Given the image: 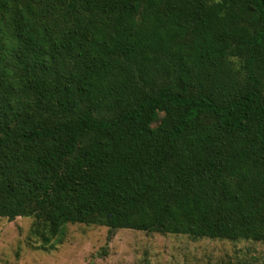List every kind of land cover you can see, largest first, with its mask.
Returning <instances> with one entry per match:
<instances>
[{
    "label": "trees",
    "instance_id": "obj_1",
    "mask_svg": "<svg viewBox=\"0 0 264 264\" xmlns=\"http://www.w3.org/2000/svg\"><path fill=\"white\" fill-rule=\"evenodd\" d=\"M264 243V0H0V218Z\"/></svg>",
    "mask_w": 264,
    "mask_h": 264
},
{
    "label": "rangeland",
    "instance_id": "obj_2",
    "mask_svg": "<svg viewBox=\"0 0 264 264\" xmlns=\"http://www.w3.org/2000/svg\"><path fill=\"white\" fill-rule=\"evenodd\" d=\"M33 219L0 218V264H264V243L192 239L104 226L67 225L52 249L31 235Z\"/></svg>",
    "mask_w": 264,
    "mask_h": 264
}]
</instances>
